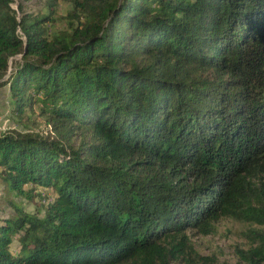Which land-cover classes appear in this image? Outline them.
Wrapping results in <instances>:
<instances>
[{
  "label": "trees",
  "instance_id": "trees-1",
  "mask_svg": "<svg viewBox=\"0 0 264 264\" xmlns=\"http://www.w3.org/2000/svg\"><path fill=\"white\" fill-rule=\"evenodd\" d=\"M12 2L0 87L48 129L0 130V183L54 196L10 203L0 264H224L192 238L225 220L245 226L235 264H264V0Z\"/></svg>",
  "mask_w": 264,
  "mask_h": 264
},
{
  "label": "rangeland",
  "instance_id": "rangeland-1",
  "mask_svg": "<svg viewBox=\"0 0 264 264\" xmlns=\"http://www.w3.org/2000/svg\"><path fill=\"white\" fill-rule=\"evenodd\" d=\"M46 0H13L11 8L15 11L16 16L21 12L26 14H44ZM69 6L64 2L57 4L53 21L46 26L49 33L64 28L62 16L68 11ZM11 103L9 101V92L7 86L0 87V130L31 132L44 135L47 134V127L42 119L35 114H28V121H20L12 117L10 113ZM30 190V198L15 197L9 193L0 183V220L7 218L12 214L11 204L19 203L25 212H34L36 208L44 204L47 200L53 199V192L50 189H41L38 187H26ZM47 197V198H45ZM245 229L244 225L232 221H220L214 233L207 237H194L192 244L194 249L200 255L212 256L218 263L235 264L237 262L234 255V248L246 249L247 243L241 237L240 232ZM16 242L10 245V251L15 252Z\"/></svg>",
  "mask_w": 264,
  "mask_h": 264
}]
</instances>
